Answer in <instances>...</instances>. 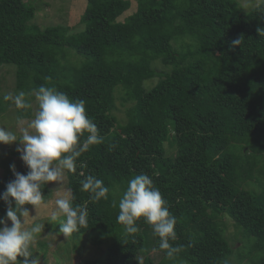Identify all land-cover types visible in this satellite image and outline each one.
Listing matches in <instances>:
<instances>
[{"label":"trees","instance_id":"16d2710c","mask_svg":"<svg viewBox=\"0 0 264 264\" xmlns=\"http://www.w3.org/2000/svg\"><path fill=\"white\" fill-rule=\"evenodd\" d=\"M130 7L131 0H87L84 27L73 32L30 25L33 4L0 0V66L15 67L17 93L47 85L84 100L104 138L82 153L76 173L65 170L73 206L88 210V227L72 234L75 248L84 238L107 246L104 257L80 264H264V0L248 13L237 0H138L120 20ZM118 89L130 102L127 134L114 113ZM6 102L0 97V113ZM16 112L30 119L34 107ZM141 173L177 218L170 243L182 248L174 259L143 218L132 236L117 222L112 201L118 204L128 180ZM89 174L109 188L108 200L94 202L81 190ZM14 179L7 167L0 196ZM42 190L46 201L52 189ZM6 211L0 199V218ZM224 217L235 234H227Z\"/></svg>","mask_w":264,"mask_h":264},{"label":"clouds","instance_id":"9594fccd","mask_svg":"<svg viewBox=\"0 0 264 264\" xmlns=\"http://www.w3.org/2000/svg\"><path fill=\"white\" fill-rule=\"evenodd\" d=\"M259 32L264 35V30L259 29ZM240 41L236 40L234 44H240ZM33 95L38 110L27 127H21L19 138L14 131L0 127V143L10 145L19 142L16 150L28 168V172L22 174L16 171L14 164L11 165L15 179L7 184L0 196L7 204L6 218H0V264H39L38 259L30 261L28 258L45 224L33 222L29 226L30 211L25 205L34 206L36 215L31 216L36 221L39 209L45 204L44 186L49 182H62L65 170L76 173L77 160L82 153L104 141L97 125L87 114L85 101H73L55 86L41 85L31 93H7L2 100L11 101L17 109L27 112L33 108L29 98ZM17 125H24L23 117H18ZM80 184L81 190L90 193L94 202L109 199V188L103 180L89 174ZM72 201V191L68 189L55 200V208L46 218L53 227L59 224L58 234L67 239L74 232L87 228L89 222L87 208L73 206ZM112 207H118L117 222L127 235L132 236L139 231L137 221L143 218L160 238L159 248L166 250L169 259H174L181 251L182 246L170 243L177 239V218L170 213L167 201L149 175L141 173L128 180L118 204L113 200ZM18 256L25 259L19 261Z\"/></svg>","mask_w":264,"mask_h":264},{"label":"rangeland","instance_id":"374dc122","mask_svg":"<svg viewBox=\"0 0 264 264\" xmlns=\"http://www.w3.org/2000/svg\"><path fill=\"white\" fill-rule=\"evenodd\" d=\"M27 3L34 5L36 12L35 17L30 22V25H36L40 29H46L48 27L62 26L69 28L71 31H79L83 29L84 23L82 22V16L87 6V0H25ZM242 11L244 13L250 12L254 7H256L261 0H237ZM138 8V0H131L130 9L123 14L120 20H123L126 16L134 13ZM153 66L164 70L166 69L160 61H155ZM167 70V69H166ZM160 79L156 76L152 79L145 81V87L147 89L152 88ZM11 93L13 95L17 94L16 90V72L15 67L11 65H1L0 66V97L3 95ZM116 106L117 109L114 111L117 119L119 120L118 130L122 134H127L129 132V127L127 126L128 116L127 108L130 106V102L124 101V91L118 89L116 92ZM5 108L0 113V127L8 128L14 131L18 138L20 137L21 127H27L31 119H24V125H17V112L16 106L11 101L5 103ZM34 113L38 110L37 102H33ZM32 131L31 129L29 130ZM19 142L13 144H3L0 143V180L6 173L7 167L11 168V165H15L17 170L27 168L20 157V153L16 150ZM175 154V149H169L168 155ZM3 163V164H2ZM260 170L257 169L256 174L259 175ZM62 182H49V186L52 189V196L47 198L45 204L41 206L39 212L37 213L36 221H33L31 215H36L34 206L27 207L30 211V216L28 217L29 226L33 222H42L45 224L43 232L38 236L35 246L33 247V253L28 258L30 261L33 259H38L39 264H80L85 260H91L97 257H104L107 250V246L97 247L91 243L88 238L83 239V243L79 245V248H75V242L72 236L67 239L65 236L59 233L58 224L53 227V225L47 223V215L54 210L55 200L62 197L65 192L69 189L68 178L64 171ZM247 188H250L249 186ZM6 218V216H5ZM223 221L227 224V234L233 235L236 232V228L230 218L224 217ZM9 226L11 221H8ZM2 226V225H0ZM262 246L256 244L255 248L258 250ZM147 255L152 257L156 262L161 260V253L157 250L149 248ZM19 261H23L25 258L18 256ZM145 254H140V258H144ZM251 262L247 259L242 264H250ZM233 264H238L236 259H233Z\"/></svg>","mask_w":264,"mask_h":264}]
</instances>
